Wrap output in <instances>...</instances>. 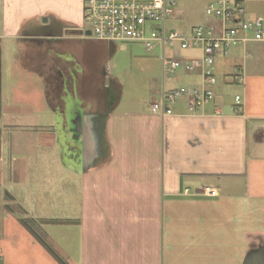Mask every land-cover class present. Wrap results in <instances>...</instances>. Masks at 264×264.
<instances>
[{"label":"crops","instance_id":"crops-1","mask_svg":"<svg viewBox=\"0 0 264 264\" xmlns=\"http://www.w3.org/2000/svg\"><path fill=\"white\" fill-rule=\"evenodd\" d=\"M241 1L250 16H264V0ZM84 6L85 0H0V43L16 44L19 68L41 79L52 112L60 115L63 104L69 126L76 111L93 112L102 100L98 86L115 81L122 88L107 65L118 43L86 34ZM195 11L176 9L170 23L180 15L181 32L190 33L201 25L192 22ZM200 54L199 48L182 52L188 59ZM220 58L233 70L217 78L214 100L195 114L183 100L165 118L150 105L120 111V90L114 92L103 135L106 152L89 168L64 161L58 124L39 133L46 164L56 163L57 155L62 164L54 169L70 213L64 218L45 212L47 197L39 192L45 186L30 183L32 154L22 152L12 168L5 155L0 177L16 189L5 190L0 264H245L250 254H264V44L239 46ZM180 71L165 78L154 100L163 89L204 87L199 69ZM65 81L72 89L64 94ZM231 85L241 89L238 113L235 99H226ZM32 105L25 113L33 112ZM72 159L82 163V156Z\"/></svg>","mask_w":264,"mask_h":264},{"label":"rangeland","instance_id":"rangeland-1","mask_svg":"<svg viewBox=\"0 0 264 264\" xmlns=\"http://www.w3.org/2000/svg\"><path fill=\"white\" fill-rule=\"evenodd\" d=\"M205 3L206 0H178L177 9L179 11L181 9L188 10V7L192 6L195 11L194 8H196L198 16L192 19L193 24H205L207 17L204 14ZM176 18L178 20L174 18L169 27L182 31L183 17L179 15ZM170 53L169 48L167 54ZM17 54L16 44L10 46L0 43V172L6 173L7 165L4 163L7 160H2L5 155L8 157L10 168H12L13 162L16 161L14 159L22 155V152L27 155L32 154L33 157L30 159L31 171L28 177L31 180L30 183L45 186L42 192L39 189V192L47 197L45 199V203H47V209H44L45 212L51 216L64 218L70 213L64 208L63 204L62 177L58 176L54 169L62 167V164L58 155L56 163L46 164L44 160L45 149L38 148L39 145H37L38 135L41 131H49L52 128L51 126L58 124L56 128L61 132L62 124L59 122L61 116L52 112L45 104L46 93L41 79L37 75L27 73L19 68L16 62ZM89 54L92 55V53ZM161 58L162 52L159 48L148 51L140 43L120 42L117 44L116 50L110 56L107 65L111 74L122 85V88H120L121 100L118 105L120 111L147 108L153 102L155 98L153 94L158 87H161L165 78L170 77V74L163 77ZM27 62H29V59L26 57ZM214 68L219 80L225 78L226 73L233 70L230 64L223 62L222 58L216 60ZM180 72L179 70L177 74ZM118 89L119 87H117L116 93ZM226 91V99L233 100L241 89L237 85H231L226 87ZM29 104H33L31 106L33 112L25 113L26 105ZM9 124L10 126H7ZM20 124L26 127L21 128ZM37 125L42 127H37ZM35 127L36 129H33ZM8 139H10L11 146L7 151L5 145ZM13 139L17 140L16 147ZM62 153L67 164H76L75 166L78 168L83 167V163H77L72 159L66 147H64ZM6 179L5 176L0 177V215L5 214L7 211L4 208V203H7V192L5 190L16 189L14 182L6 181ZM1 180H3V183Z\"/></svg>","mask_w":264,"mask_h":264},{"label":"built area","instance_id":"built-area-1","mask_svg":"<svg viewBox=\"0 0 264 264\" xmlns=\"http://www.w3.org/2000/svg\"><path fill=\"white\" fill-rule=\"evenodd\" d=\"M178 0H85L84 14L90 38L111 42L143 44L148 51H162L163 77L179 70H200L204 87L179 86L163 89L150 104L152 113L165 118L174 114V106L183 100L190 114L215 98L212 89L218 83L215 62L219 54L250 43L264 44V16H250L241 0H206L205 14L212 22L195 26L190 33L169 27ZM170 48L171 53L167 54ZM201 49L197 58L188 59L183 51ZM251 56V55H250ZM235 113L242 105L235 96ZM217 113H221L218 109ZM208 194H215L211 188Z\"/></svg>","mask_w":264,"mask_h":264},{"label":"flooded vegetation","instance_id":"flooded-vegetation-1","mask_svg":"<svg viewBox=\"0 0 264 264\" xmlns=\"http://www.w3.org/2000/svg\"><path fill=\"white\" fill-rule=\"evenodd\" d=\"M117 87L118 85L115 83V81H112L110 87L108 88L107 86H102L101 88L98 86L97 90L98 92L100 91V93H102L101 95H103L102 100L97 99V101L94 104V109L92 110L93 113H98V116L95 119L96 122V130L99 132L101 131V127L103 124V120L105 119V114L108 112L111 103L109 102L110 96L117 91ZM65 89L66 90H61L62 93H64V91H66L65 93H70L72 87L70 86V81H65ZM64 93V94H65ZM99 97V96H98ZM88 98H90V96H88ZM55 100H58V103H63V99L61 97L58 96V98H54ZM63 104H60V108L58 113L62 116L63 120H62V127H61V133L63 135V145L64 147H66V149L68 150V153L70 154V156L72 157H78V156H82V145H81V136L79 137V139H74L73 135H74V128L76 127L75 124H73V122H71V126H69V121H66V116L68 114L67 111L64 110L63 106H61ZM87 112H91V111H85V109H81V111H76L75 112V116H77L78 114H84ZM98 152L99 155L97 157V160L100 159V157H102L105 152H106V146H105V142H104V137H102L100 139L99 142V146H98Z\"/></svg>","mask_w":264,"mask_h":264},{"label":"water","instance_id":"water-1","mask_svg":"<svg viewBox=\"0 0 264 264\" xmlns=\"http://www.w3.org/2000/svg\"><path fill=\"white\" fill-rule=\"evenodd\" d=\"M46 21V19H44ZM86 34L91 35V31H86ZM111 43V42H109ZM116 44V43H112ZM107 81L110 83V78L106 77ZM109 111L105 114V119L101 127V131L96 130L95 119L98 116V113L87 112L84 114H78L73 121L75 124L74 139H79L81 136V145H82V163L83 169L89 168L95 164V161L99 155L98 146L100 139L104 135L105 122L109 115ZM245 264H264V254L263 252H255L248 256Z\"/></svg>","mask_w":264,"mask_h":264},{"label":"trees","instance_id":"trees-1","mask_svg":"<svg viewBox=\"0 0 264 264\" xmlns=\"http://www.w3.org/2000/svg\"><path fill=\"white\" fill-rule=\"evenodd\" d=\"M103 42H104V41H103ZM120 88H121V86H120L119 89H118V93H119Z\"/></svg>","mask_w":264,"mask_h":264}]
</instances>
